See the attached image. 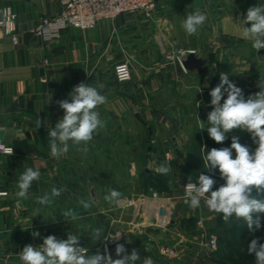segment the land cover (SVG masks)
I'll return each mask as SVG.
<instances>
[{"label":"crops","instance_id":"obj_1","mask_svg":"<svg viewBox=\"0 0 264 264\" xmlns=\"http://www.w3.org/2000/svg\"><path fill=\"white\" fill-rule=\"evenodd\" d=\"M64 1L0 0V21L9 9L16 16L18 37L16 45L9 37L0 40V129L4 130L0 144L14 149L10 156L0 153V187L8 193L0 198V252L19 255L24 246L40 245L48 235L67 239L71 232L81 236L80 246L92 255L104 241L94 243L88 236L97 227L105 228V236L121 229L130 245L128 254L135 249V238L154 242L162 238L161 230L180 238V228L186 229L184 223L195 210H177L169 201L174 230L153 228L159 203L150 199L151 193L172 189L175 179L182 187L180 183L192 174L193 165L186 161L193 155L188 153L193 151L189 130L209 136L206 129H199V119L207 128L209 91L220 73H229L230 80L237 77L234 84L243 82L239 66L262 60L264 49L252 48L242 36L240 21L249 7L264 0H156L157 8L149 16L122 15L87 31L69 28L53 40L33 33L62 11ZM197 8L207 20L198 34L189 36L181 22ZM177 49L196 51L195 57L204 63L202 70L185 71L169 62L168 53ZM122 62L132 68V81L126 84L114 76ZM80 82L93 84L107 97L97 109L106 127L86 151L69 142L67 153L52 158L48 129L64 114L57 101L70 100L68 93ZM38 118L44 124L37 129ZM160 166H167L169 173L160 174ZM29 167L39 169L41 176L29 198L18 205L17 181ZM53 187L64 192L53 204L38 205L36 199ZM109 189L132 198L135 207L122 210V201L118 205L105 201ZM81 198L93 201L90 211L78 207ZM37 208L41 214L36 215ZM68 209L80 211L82 219L67 221L61 213ZM144 250L150 254V249Z\"/></svg>","mask_w":264,"mask_h":264},{"label":"clouds","instance_id":"obj_2","mask_svg":"<svg viewBox=\"0 0 264 264\" xmlns=\"http://www.w3.org/2000/svg\"><path fill=\"white\" fill-rule=\"evenodd\" d=\"M206 20L207 15L197 8L187 14L181 22V27L186 34L193 36L198 34ZM247 24L250 26H242ZM240 27L242 36L251 41L252 48L257 52L264 49V4L249 7L245 18L240 21ZM181 65L184 68L182 62ZM259 88L260 91L245 99L243 90L229 79V73H220L218 85L209 93L212 110L207 113L208 127L205 128L204 121L199 119V129H206L209 137L217 144H223L228 139L227 134L233 130L247 132L257 146L252 151L235 135L231 137L230 147H213L206 150L205 145L201 148L204 168L209 172L218 169L224 183L213 190L216 180L211 175L201 173L196 182H192L189 176L184 187L187 196L185 203L191 209L199 208L201 200L204 199L205 205L211 211L221 214L225 223L233 218L237 221L243 220L251 233L261 229V214H264V200L252 194L254 190L264 193V86ZM68 96L70 100L57 101L64 114L54 127L48 129L50 156L56 159L67 153L69 142L86 151L94 136L106 127V121L101 118L97 109L107 102V97L98 87L80 82L72 88ZM42 124L44 121L38 118L37 129ZM13 152L12 148L6 150L7 156ZM157 171L166 175L170 169L160 166ZM40 176L41 171L31 167L19 175L16 193L19 198L18 205L29 198V190ZM63 192V188L53 187L35 202L41 206H49ZM123 198V194L115 189H109L108 194L104 196V200L113 205L120 204ZM77 204L87 212L91 210L93 201L81 198ZM37 214H41L39 208L36 209ZM61 215L67 221L82 219L81 212L76 209L64 210ZM39 235V232L33 233L34 237ZM88 236L94 243L118 239L105 236V228L99 227L91 229ZM80 238L81 236L71 232L67 239L48 235L40 245L24 246L19 252V260L22 264H136L141 259L135 249L129 255L123 244H117L115 248L116 256L122 258L113 259L107 246L103 254L97 252L88 255L89 250L80 246ZM260 239L254 237L247 245V253L254 254L255 264H264V243L260 242ZM142 264H153V261L151 258H145Z\"/></svg>","mask_w":264,"mask_h":264},{"label":"rangeland","instance_id":"obj_3","mask_svg":"<svg viewBox=\"0 0 264 264\" xmlns=\"http://www.w3.org/2000/svg\"><path fill=\"white\" fill-rule=\"evenodd\" d=\"M262 59L257 65L250 63V66H239L244 71L245 79L243 82H237L235 85L240 87L243 90V94L245 99L249 95L255 94L260 91V86H264V55L260 57ZM242 72V71H241ZM243 73V72H242ZM237 81V77L235 78ZM235 79H231L234 83ZM240 80V79H238ZM219 82H213V88L218 85ZM226 98V95L225 97ZM223 102V100L221 101ZM190 142L193 147V151L190 150L188 153L193 154L192 157L186 161H189L193 165L192 174L187 175L185 182L180 183L182 187H180L179 183H176V179L174 180V187L172 189H167L164 191H159V195L162 198H171L170 203L175 207V209L179 210L180 208H189L187 204L182 202L183 188L186 183H188V177L190 176L192 182H196L199 174L203 173L206 175H211L216 180V185H214L213 190L218 188L224 181L220 178L219 171L216 169L214 172H209L204 168V161L202 159V150L206 145V150H210L211 148H221V147H230L231 145V137L239 136L240 142L244 145H247L252 151L255 150L256 144L253 143L252 138L249 133L241 132L239 130H233L227 134L228 139L223 144H217L213 141L209 136L199 137V133L195 131V128H190ZM192 149V148H190ZM187 151V150H186ZM233 156H235V152L233 151ZM186 161L182 163V168L185 169ZM184 171V170H183ZM264 200V199H262ZM195 213L192 218H187L185 221L186 229L182 230L180 228L181 238L169 237V235L165 234L164 230L162 238L155 239L154 242H147L140 238L133 239V243L135 245V250L140 255V260L136 262V264H142L145 258H149L148 255L154 257L158 263L161 264H174L172 260L161 258L160 256V247L164 244V241L168 239V242L173 243L178 240H184V243L187 247H190V254L195 256H189L187 259L180 261L182 264H255V256L254 254L247 253V245L250 243L251 239L254 237H259L260 242L264 243V214H261V229L251 233L247 227V224L243 220H235L233 218L230 222L225 223L222 219V215L211 211L204 202V199L201 200V205L199 208L194 209ZM203 219L205 221V229L206 234L209 236H215L218 241L217 250L214 252H208L204 248V246H200L201 243L204 245L206 243L207 237L201 236L200 231L194 229L193 224L195 221ZM209 219V220H208ZM175 220V216H173L171 221ZM208 220V221H207ZM156 225V224H155ZM175 224L172 223L168 228L174 230ZM159 229L158 227H153ZM190 228V229H189ZM189 229V230H188ZM193 229V230H191ZM128 230V227L127 229ZM188 230V231H187ZM211 231V233H210ZM193 239V240H192ZM194 241V242H193ZM148 243V244H147ZM146 244V245H145ZM150 249V254H147L144 249ZM203 249L205 256L200 257L196 255V251H200ZM132 252V251H131ZM212 253V254H211ZM131 253H129L130 255ZM209 254V255H208ZM0 257L2 259L0 264H22L19 260L18 254H7L1 253ZM185 262V263H184Z\"/></svg>","mask_w":264,"mask_h":264},{"label":"built area","instance_id":"obj_4","mask_svg":"<svg viewBox=\"0 0 264 264\" xmlns=\"http://www.w3.org/2000/svg\"><path fill=\"white\" fill-rule=\"evenodd\" d=\"M156 8V0H65L63 2L62 11L57 16L51 19H45L41 25L32 32L42 36L47 40H53L58 38L63 30L69 28L79 31H87L94 29L100 22L114 20L122 15H137L142 13L149 16L156 10ZM15 20L16 16L12 14L9 9H5L3 11V18L0 21V40L2 38L9 37L12 39L13 44L16 45L18 44V37L16 36L14 29ZM192 54L195 55L196 51L177 49L172 53H168L167 58L169 62H175L182 67L181 62L183 63L185 58ZM114 76L117 82L120 84L131 82L133 74L130 64L128 62L119 63L114 69ZM209 106L212 107L210 102ZM8 148L13 149L11 146L0 144V153L7 156L6 150ZM7 196V191L0 187V198H5ZM143 199H148V197ZM150 199H152L154 203H159L155 217L157 219L156 227L168 228L171 223L169 217L170 200L162 198L157 192L154 191L151 193ZM181 199L182 202L186 204L185 200L187 199V196L184 188ZM134 207L135 202L130 197H125L119 206V208L122 210H128ZM194 229L200 231L201 236H208V234H206L205 221L203 219L195 221ZM107 236H109V238L118 239L103 241L99 247L94 249V254L97 252L103 254L105 246H107L109 250V247L112 244L124 238V234L121 229H115L113 233H109ZM202 244L203 243H201L200 246H204L208 252H214L218 247V241L215 236L207 237L206 243L204 245ZM190 253V247L185 245L184 240L176 239V241H174L172 244L170 242H164L162 247H160L161 258L172 261L180 262L184 259H187L189 256H195L189 255ZM195 253L200 257H203L207 254L203 249L200 251L197 250ZM1 261L2 259L0 257V263Z\"/></svg>","mask_w":264,"mask_h":264},{"label":"water","instance_id":"obj_5","mask_svg":"<svg viewBox=\"0 0 264 264\" xmlns=\"http://www.w3.org/2000/svg\"><path fill=\"white\" fill-rule=\"evenodd\" d=\"M183 65H184V68H186L187 70H191V69H197L198 71H201L202 70V67L204 66V63L203 61H200L199 59H197L195 57V55H189L184 61H183ZM212 110V107H210L208 109V111L210 112ZM117 244H123L125 246L126 249H128L130 247V245H128L127 243V239L126 238H123L121 239L120 241H117L115 242L114 244H112L110 247H109V252L111 253L112 255V258L113 259H117V258H122L121 257H117L116 256V253H115V248H116V245Z\"/></svg>","mask_w":264,"mask_h":264},{"label":"trees","instance_id":"obj_6","mask_svg":"<svg viewBox=\"0 0 264 264\" xmlns=\"http://www.w3.org/2000/svg\"><path fill=\"white\" fill-rule=\"evenodd\" d=\"M253 196L258 198V199H264V193H257L255 190L253 191ZM211 233V231H210ZM212 254V253H211ZM209 255V254H208Z\"/></svg>","mask_w":264,"mask_h":264}]
</instances>
